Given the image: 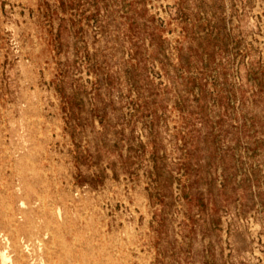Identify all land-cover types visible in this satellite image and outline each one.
<instances>
[{
  "label": "rangeland",
  "instance_id": "1",
  "mask_svg": "<svg viewBox=\"0 0 264 264\" xmlns=\"http://www.w3.org/2000/svg\"><path fill=\"white\" fill-rule=\"evenodd\" d=\"M14 229L38 264H264V0H0Z\"/></svg>",
  "mask_w": 264,
  "mask_h": 264
},
{
  "label": "bare ground",
  "instance_id": "2",
  "mask_svg": "<svg viewBox=\"0 0 264 264\" xmlns=\"http://www.w3.org/2000/svg\"><path fill=\"white\" fill-rule=\"evenodd\" d=\"M2 237L0 264H38L31 247L34 240H41L38 233L14 229L9 233H3Z\"/></svg>",
  "mask_w": 264,
  "mask_h": 264
}]
</instances>
